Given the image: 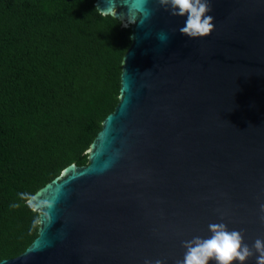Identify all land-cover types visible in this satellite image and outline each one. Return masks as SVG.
<instances>
[{
  "label": "water",
  "instance_id": "obj_1",
  "mask_svg": "<svg viewBox=\"0 0 264 264\" xmlns=\"http://www.w3.org/2000/svg\"><path fill=\"white\" fill-rule=\"evenodd\" d=\"M95 5L134 37L119 102L89 162L33 194L53 207L0 264H176L218 223L250 247L264 240V0H211L215 28L201 38L180 34L186 17L158 0Z\"/></svg>",
  "mask_w": 264,
  "mask_h": 264
},
{
  "label": "trees",
  "instance_id": "obj_2",
  "mask_svg": "<svg viewBox=\"0 0 264 264\" xmlns=\"http://www.w3.org/2000/svg\"><path fill=\"white\" fill-rule=\"evenodd\" d=\"M95 1L0 0V261L38 236L20 194L87 164L119 102L132 29Z\"/></svg>",
  "mask_w": 264,
  "mask_h": 264
},
{
  "label": "clouds",
  "instance_id": "obj_3",
  "mask_svg": "<svg viewBox=\"0 0 264 264\" xmlns=\"http://www.w3.org/2000/svg\"><path fill=\"white\" fill-rule=\"evenodd\" d=\"M158 3L174 17H186L184 26L179 28L180 34L189 38H201L214 31V17L208 15L213 11L211 0H158ZM20 198L25 200L33 211L53 207L52 202H37L38 197L28 193H21ZM19 206L16 203L10 205L12 208ZM260 207L264 211V204ZM39 223L40 219L37 217L32 226L35 228ZM209 230L212 233L209 238L197 236L183 242L186 249L184 258L176 264H210L212 261L216 264H234L237 261L245 264L253 256L256 257V264H264V240L258 238L250 247L244 242L240 231H230L224 223L210 224ZM145 264H153V261L146 260ZM154 264H163V261L156 260Z\"/></svg>",
  "mask_w": 264,
  "mask_h": 264
}]
</instances>
